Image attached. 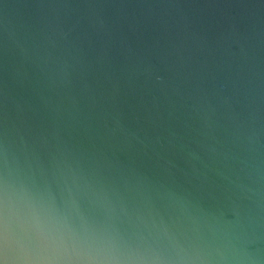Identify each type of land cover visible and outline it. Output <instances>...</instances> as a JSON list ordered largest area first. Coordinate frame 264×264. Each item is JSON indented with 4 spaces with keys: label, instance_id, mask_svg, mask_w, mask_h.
Wrapping results in <instances>:
<instances>
[{
    "label": "water",
    "instance_id": "1",
    "mask_svg": "<svg viewBox=\"0 0 264 264\" xmlns=\"http://www.w3.org/2000/svg\"><path fill=\"white\" fill-rule=\"evenodd\" d=\"M0 264H264V0H0Z\"/></svg>",
    "mask_w": 264,
    "mask_h": 264
}]
</instances>
